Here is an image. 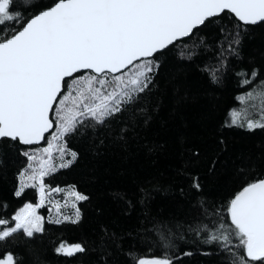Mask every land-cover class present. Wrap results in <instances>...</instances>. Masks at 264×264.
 <instances>
[{
	"label": "trees",
	"instance_id": "16d2710c",
	"mask_svg": "<svg viewBox=\"0 0 264 264\" xmlns=\"http://www.w3.org/2000/svg\"><path fill=\"white\" fill-rule=\"evenodd\" d=\"M50 4L35 0L21 11L30 17ZM237 31L227 11L207 20L155 57L159 67L151 83L120 112L103 124L87 118L66 134L62 142L77 159L44 183L72 186L88 197L78 202L79 222L44 220L32 238L18 232L0 241V258L11 252L15 264H137L167 255L173 264H232L229 252L205 240L221 223H231L226 210L235 194L264 177V129L225 126L240 104L237 97L264 81V23L240 28L232 52L225 37ZM253 70L257 78L242 85L248 77L237 73L250 77ZM51 118L55 124L54 113ZM37 146L0 140V219L8 221L0 229L14 227L16 212L37 203L36 188L15 195L28 163L23 153ZM62 242L80 243L85 251L57 253Z\"/></svg>",
	"mask_w": 264,
	"mask_h": 264
},
{
	"label": "snow or ice",
	"instance_id": "6c2138e0",
	"mask_svg": "<svg viewBox=\"0 0 264 264\" xmlns=\"http://www.w3.org/2000/svg\"><path fill=\"white\" fill-rule=\"evenodd\" d=\"M34 6L35 0H0V140L33 145L44 140L50 129L55 131L47 147L23 153L28 165L20 176L30 170L27 179L34 183L22 179L15 195L21 196L25 187L38 188L40 202L26 203L16 212L12 217L15 226L0 229V241L18 232L32 238L43 231V217L36 209L45 200L44 177L69 167L78 156L66 142H59L87 118L103 124L144 92L159 67L157 55L182 38H190L195 29L225 11L235 18L238 28L230 38L225 37L232 52L233 45L240 43V28L264 23V0H51L49 6L25 17L21 9ZM180 57L186 58L183 52ZM81 70L86 74L74 75ZM210 75L215 82V73ZM237 75L248 77L241 80L248 85L258 74L253 70L250 77L243 71ZM260 83L264 85V81ZM260 94L264 96V88ZM253 95L248 92L237 99L243 102ZM50 113H54L55 124ZM229 115L225 126L264 129V104L258 119L248 116L247 109H233ZM53 149L63 161L58 165ZM65 155L71 159L65 161ZM193 155L199 156V152ZM33 161H39V166L34 168ZM215 164L213 160L209 171ZM200 186L199 177H194L192 187L198 190ZM72 195L77 201L88 199L78 192ZM226 215L231 223H221L205 242H217L232 256V264H264V179L249 182L236 193ZM64 220L78 223L79 209L75 219L64 216ZM6 224L7 220L0 219V225ZM233 247L241 251L235 252ZM55 250L71 257L85 248L80 243L62 242ZM0 264H15L13 254H2ZM137 264H173V260L165 255L140 258Z\"/></svg>",
	"mask_w": 264,
	"mask_h": 264
},
{
	"label": "rangeland",
	"instance_id": "374dc122",
	"mask_svg": "<svg viewBox=\"0 0 264 264\" xmlns=\"http://www.w3.org/2000/svg\"><path fill=\"white\" fill-rule=\"evenodd\" d=\"M109 79H110V77H109ZM261 88H264V85L258 84V85H256L255 89L253 88L254 91H253V89L249 90L248 92L254 93L252 98L249 99L246 97L243 102H241L239 100V102H240L239 106L237 108H233V109H236L238 111H244L245 109H247V115L248 116L259 118V107L262 104H264V96H261V94H260ZM108 90H110V89H108ZM248 92H246V93H248ZM246 93H244L240 96H245ZM73 95H75V93H73ZM253 105H256V107L253 108ZM69 106H71V105H69ZM229 120H230V115H229ZM52 131H55V128ZM51 132H50V135L46 138L43 145L37 146L35 148H31L27 152H30V154H31V153L35 152L37 149H42L44 147H47V140L51 138ZM59 143H63V142L60 141ZM40 155L44 159L47 158L43 154H40ZM53 157L55 158V163L57 165L59 163L63 162V161L59 160V158H58L59 153L55 149H53ZM68 159H71V156L65 155L64 160L66 161ZM27 165H28V163H27ZM27 165L22 171H24L27 168ZM38 166H39V161H33V167L36 168ZM30 174H31V171L29 170V172L26 173L25 177L21 178V176H19V186H18L17 190H19V188H20L22 179H24L28 184L34 183V181L27 179V176ZM56 188H60L62 191H59V192L50 191L51 189H56ZM56 188H51V187L46 185V189H45L46 195H45V200L43 202V206L36 209V214L43 217V221L44 220L56 221L58 219L60 221H67V220H64V216H70L73 219H75V210H76V208H78V202L79 201L75 200V198L72 194L74 192H77V191L72 186H64V187H56ZM36 191H37V195H38L37 203H39L40 202V193L38 191V188H36ZM57 205H59V210H57ZM73 205H75V207H73ZM23 207H21V208H23ZM42 210L45 212H43ZM43 221H42V224H43ZM14 226H15V224H14Z\"/></svg>",
	"mask_w": 264,
	"mask_h": 264
},
{
	"label": "water",
	"instance_id": "95a60500",
	"mask_svg": "<svg viewBox=\"0 0 264 264\" xmlns=\"http://www.w3.org/2000/svg\"><path fill=\"white\" fill-rule=\"evenodd\" d=\"M186 38V37H185ZM182 39H184V38H182ZM181 39V40H182ZM82 71H86V70H81V72ZM50 118H51V113H50ZM54 129V128H53ZM53 129H50L49 130V132L48 133H45V139H46V136L53 130ZM45 139L44 140H42V141H40L39 143H37V144H33V145H41L44 141H45ZM22 144V143H21ZM24 145V144H23ZM261 179H264V177L263 178H261ZM148 258H151V257H148Z\"/></svg>",
	"mask_w": 264,
	"mask_h": 264
}]
</instances>
